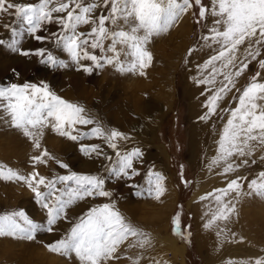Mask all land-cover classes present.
<instances>
[{
    "label": "snow or ice",
    "instance_id": "obj_1",
    "mask_svg": "<svg viewBox=\"0 0 264 264\" xmlns=\"http://www.w3.org/2000/svg\"><path fill=\"white\" fill-rule=\"evenodd\" d=\"M101 7L105 9L104 14H100ZM187 14L195 15L197 24L203 22L207 34L201 36L204 42L201 47L211 48L215 53L197 65L201 76L195 83L206 86L201 93L205 95V112L199 120L209 122L216 117L224 121L209 171L218 169L217 175L225 177L226 185L200 197L201 201L212 202L209 212L205 213L209 218L203 227L216 228V235L220 237L227 234V224L238 214L237 203L243 197L264 198V171L251 180L239 174L241 169L258 161L264 163V76L257 72L246 86L237 87L238 78L253 61L264 70V0H210V6L205 5L204 0H39L38 3L0 0V17L8 15L20 22L19 31L10 24L4 25L13 39L9 42L0 38V46H7L21 57H40L41 64L53 69L69 68V63L44 46L34 50L22 48L21 40L16 37L26 33L40 45L49 41L62 45L78 72L91 75L94 67L100 69L107 64L117 67L121 73L138 72L143 76L153 59L146 48L148 42L167 33ZM52 23L61 26L60 34H43L44 25ZM105 41L110 43L105 46ZM118 46H123L127 60L121 59ZM105 47L114 55L100 57L91 53V49L103 51ZM196 51L191 48L188 55ZM11 72L14 77L20 75L15 68ZM234 92L238 94L232 95L236 106L222 107V102ZM0 110L10 117L11 126L30 139L37 150L31 157L33 170L30 173L21 174L0 164V179L25 185L34 194L36 203L46 210V223L34 221L23 209L0 214V237L31 241L38 232L55 234L61 223H70L68 211L73 205L87 198L111 200L113 196L112 191L106 189L103 177L72 171L67 163L43 148L45 130L73 142L93 138L104 141L115 152V163L108 169L112 177L131 181L130 189L141 199L161 202L165 196V177L152 168L141 170L144 153L140 148L119 150L118 142L129 137L114 129L105 131L99 125L81 131V126L93 125L95 121L85 115L83 106L63 99L47 83L0 81ZM79 151L89 158L113 159L100 144L81 143ZM49 162L68 170L67 174L50 178L36 170L37 166H47ZM232 174H236L235 178H230ZM171 222L173 233L190 243L191 233L181 226V212H177ZM125 245L147 251L152 241L147 232L117 210L115 203L108 202L90 207L65 234L45 247L61 257L72 258L74 254L78 264H120L122 260L141 264L146 257L141 254L133 259L126 254ZM152 264H160V261L152 258ZM228 264H264V258L246 262L230 260Z\"/></svg>",
    "mask_w": 264,
    "mask_h": 264
},
{
    "label": "rangeland",
    "instance_id": "obj_2",
    "mask_svg": "<svg viewBox=\"0 0 264 264\" xmlns=\"http://www.w3.org/2000/svg\"><path fill=\"white\" fill-rule=\"evenodd\" d=\"M209 1L204 0V4L209 6ZM16 2L38 3L39 0H16ZM99 11L100 14H104L105 9L101 7ZM196 19L195 15L187 14L167 33L155 36L148 42L146 48L152 53L153 59L150 67L145 70V75L141 76L138 72L121 73L113 65L105 64L100 69L93 66L94 80L84 79L80 82V87L76 88L65 79V75H74L77 71L62 45L57 46L54 41L40 45L26 33L22 37H16L21 40V47L24 49L34 50L41 46L46 47L59 59H64L66 63H69L70 66L67 69L50 68L39 62L40 57H21L13 53L7 46H0V81L22 84L20 76L14 77L10 69L4 71V68L18 63L23 58L26 61H31L33 68L27 70L26 82L40 84L43 81L47 83L50 89L63 99L83 106L85 115L95 121L93 125L81 126V131H89L96 125L105 131L117 130L119 129L118 122L125 123V125L122 124L123 132L131 131L138 134L140 128H145L146 146H143L150 150V156L154 155V158L158 160L156 161L158 167L153 168L146 162V168L143 164L141 170L152 167L153 170L160 172L167 182V192L161 202L136 197L134 190L130 189L131 181H127V178L121 179V181L117 180L108 171L115 163L116 157L114 150L108 148L104 141L93 138L73 142L60 137L55 132L45 130L41 141L42 147L46 148L52 156L67 163L72 171L103 177L107 190H112L115 186L122 184L120 185L122 191L113 192L111 200L101 197L87 198L85 201L73 205L68 211L70 223H61L59 231L55 234L38 232L36 239L31 241L0 237V264H78L74 254L72 258L61 257L58 254L50 253L45 245L65 234L90 207L115 201L117 210L131 223L147 232L152 241V247L147 251L139 248L130 249L125 245L128 256L135 259L143 254L146 258L141 260V264H152V258L160 261V264H208L204 258V251L198 246L195 214L188 206V202L195 192L198 174L202 173L208 155L206 151L199 163L195 161L192 163L188 144V132L193 122L189 111L190 100L185 87V76L189 72L188 64L192 57L188 53L189 49H197L200 46L201 36L205 30L202 27L203 22L197 24ZM5 24H10L19 31L20 22L8 15L0 17V38L11 42L13 37L9 31L5 30ZM108 26L112 27L111 24ZM125 30H127L126 27ZM41 31L45 35H48L49 32H56L59 35L61 26L56 23L46 24ZM104 43L107 46L110 42L105 41ZM118 50L122 52L121 59L127 60L128 57L124 54L123 46H118ZM92 54L100 57L114 55L107 51V47L103 51L97 49ZM197 62L200 63V60ZM246 72L249 74L246 75L238 88L242 89L246 86L251 77L257 72H262V69L257 62L253 61L249 64ZM232 95L238 94L234 92ZM232 95L228 101V107H231L235 101L232 100ZM145 124L148 127H144ZM0 132H5V134L0 133V164L7 165L21 174L30 173L33 170L31 157L37 154V150L33 147L30 139L24 137L20 130L11 126L10 117L2 110H0ZM126 136L128 137L129 134ZM81 143L100 144L103 151L113 159L109 161L103 157H85L79 151ZM119 150L123 152L121 148ZM36 170L50 178L57 174H67L68 171L60 169L54 162H49L47 166L39 165ZM251 172L252 174L255 172L254 166L243 171V173L249 174ZM185 181H187V185ZM139 182L142 184L143 180ZM167 202L168 204L171 202V207H167ZM134 206L135 210L132 208ZM20 209L25 210L34 221L46 223V210L36 203L34 194L25 185L0 179V214ZM164 209L169 211V214L165 226L160 227L156 224L157 216ZM177 212H181L182 228L191 233L190 243L173 233L171 221ZM166 237L175 241L176 254L172 253V249L159 244V241L165 240ZM120 264H132V261L122 260Z\"/></svg>",
    "mask_w": 264,
    "mask_h": 264
},
{
    "label": "bare ground",
    "instance_id": "obj_3",
    "mask_svg": "<svg viewBox=\"0 0 264 264\" xmlns=\"http://www.w3.org/2000/svg\"><path fill=\"white\" fill-rule=\"evenodd\" d=\"M210 6V1H209ZM188 19V16H186ZM186 19V20H187ZM209 26H211V20L208 21ZM207 34L206 30H204V34ZM12 39V38H11ZM204 42L201 40L200 46L197 48V51L192 54L189 62V72L185 76V87L186 94L189 103V111L190 115L193 118L192 125L188 132V144H189V152L190 159L192 163H199L200 158L202 157L204 152H208L207 159H205V165L203 167L202 173L198 174L197 181L195 183V192L193 193L191 199L188 202V206H190L195 214V222H196V238L198 242V246L201 250L204 251V258L208 264H228V261H254L257 258H264V198L253 196H245L243 197L239 203H237V215H234L231 221L227 224L228 232L226 235H221L217 237L216 228L211 230H206L203 225L209 218L205 215V213L209 212V205L212 204L210 200L201 201L200 197L205 196L208 193L212 192L216 188L224 187L226 185V179L223 176L217 175L218 169H212L209 171V162L217 153V141L219 139V132L223 127V120L217 119L213 117L211 121L204 122L199 120V117L204 114L205 109L203 107V103L205 102V95H201L202 92H205L206 86L197 85L195 83V79L201 76V72L197 68V61L200 60L199 64H203L209 56L215 54L211 48L201 47ZM52 45V44H51ZM97 50V49H96ZM96 50L91 49V53L96 52ZM25 58L18 61V63L9 66L8 68H4V71L8 69L15 68L19 72V76L21 77V83L26 82V72L33 68V63L31 61L24 60ZM197 60V61H195ZM195 62V63H194ZM194 63V66L192 64ZM89 66L91 62H87ZM197 64V65H196ZM246 72V71H245ZM96 74V73H95ZM206 74V73H205ZM249 72H246L243 76L238 78L237 87L243 82L246 75ZM262 76H264V70L261 72ZM83 75V76H82ZM66 81L73 85L75 88L80 87V82L84 79H88L89 81L94 80V73L89 75L83 73L82 71H77L74 75H65ZM64 81V79H63ZM264 82V80H262ZM31 83V82H30ZM232 94L226 99V101L222 102V107H228V101ZM231 103V102H230ZM237 101H234L231 107L236 106ZM167 106L168 103L166 102ZM163 107V105H160ZM158 116V115H157ZM152 122V121H151ZM123 122H118L117 125L119 129L117 131L123 132L122 129ZM151 125V124H150ZM153 126V125H152ZM146 126V124L144 125ZM151 127V126H150ZM122 129V130H121ZM152 129V128H151ZM145 128H140L138 130V134L133 133L131 131L123 132L124 134H129L128 140H121L118 142L119 149L126 151H132L135 148H140V150L144 153L143 161L144 167L146 168V162L151 164L152 167H158L156 165V158L154 155L150 156V150L146 149V140H145ZM130 132V133H129ZM1 134H5V132H0ZM139 142V144H138ZM144 145V146H143ZM262 153H257L260 155ZM195 161V162H194ZM254 166L255 172L252 174L243 173L244 169L240 170L239 174H243L248 177L249 180L255 178L256 174L260 171H264V163H258ZM151 167V168H152ZM236 174H232L230 178H235ZM121 181V180H120ZM119 181V182H120ZM167 182H165L166 184ZM118 184V183H117ZM131 184V183H130ZM119 184L115 186L110 191L113 192H121L122 187ZM128 188V187H127ZM245 191H247V187L245 186ZM118 196V195H117ZM113 197V196H112ZM174 200V199H173ZM116 202V201H115ZM114 202V203H115ZM171 203V202H170ZM166 204L167 207H171V204ZM135 210V206L132 207ZM169 209V208H168ZM134 213V212H133ZM169 211L161 210L160 214L157 216L158 226H165L167 215ZM224 225L221 224V227ZM159 244L163 247L172 249V253L176 254L177 248L176 243L169 237H166L165 240H160ZM156 245V244H155ZM160 249V247H158ZM162 249V248H161Z\"/></svg>",
    "mask_w": 264,
    "mask_h": 264
}]
</instances>
